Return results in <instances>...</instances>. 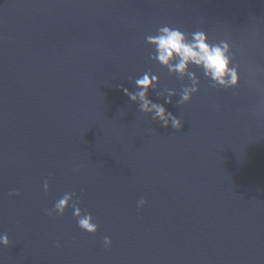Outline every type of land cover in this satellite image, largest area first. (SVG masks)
<instances>
[{
  "label": "water",
  "instance_id": "water-1",
  "mask_svg": "<svg viewBox=\"0 0 264 264\" xmlns=\"http://www.w3.org/2000/svg\"><path fill=\"white\" fill-rule=\"evenodd\" d=\"M165 25L228 42L239 87L190 66L178 104L188 75L145 39ZM145 73L180 130L122 91ZM66 192L94 236L45 214ZM0 234V264H264V0H0Z\"/></svg>",
  "mask_w": 264,
  "mask_h": 264
},
{
  "label": "clouds",
  "instance_id": "clouds-1",
  "mask_svg": "<svg viewBox=\"0 0 264 264\" xmlns=\"http://www.w3.org/2000/svg\"><path fill=\"white\" fill-rule=\"evenodd\" d=\"M145 39L147 45L154 50L149 57L151 61L167 68L170 73H175L181 78L188 75L191 85L182 88L178 104L190 103L193 95L199 91L198 79L194 73L188 72L190 66L201 69L204 76L210 81L212 88L235 89L239 87V68L233 64L235 57L228 42L210 43L207 34L203 31L193 32L189 37L180 29L167 25L158 28L155 35H148ZM134 83L135 92H130L127 88H123L122 91L132 102H139V111L150 115L153 121L159 122L165 129L171 127L173 130H180L182 127L181 118L167 111L163 105L154 103L148 98L149 90H152L153 85L158 83V77L145 73ZM175 95L177 93L174 90H169L165 103L171 104V97ZM121 115H124L123 110H121ZM43 188L45 192L49 190L47 180L44 181ZM8 195L11 197L19 195V193L9 192ZM74 197H76L74 192L64 193L54 203L52 209L45 210V214L62 217L65 211L71 207L79 229L94 236L98 232V224L94 222L90 213H82L79 201L77 199L74 202ZM145 204L146 201L140 199L137 202V208L142 209ZM103 244L105 248H110L112 241L105 236ZM0 246L4 248L10 246L7 234H0ZM57 247H60L59 243Z\"/></svg>",
  "mask_w": 264,
  "mask_h": 264
}]
</instances>
